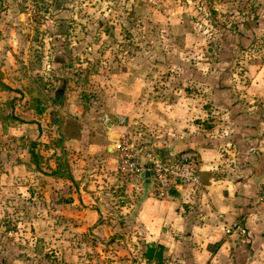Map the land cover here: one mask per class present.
Segmentation results:
<instances>
[{
	"label": "rangeland",
	"instance_id": "374dc122",
	"mask_svg": "<svg viewBox=\"0 0 264 264\" xmlns=\"http://www.w3.org/2000/svg\"><path fill=\"white\" fill-rule=\"evenodd\" d=\"M0 3V82L8 86L0 84V264H114L115 235H105L107 244L99 246L91 235L68 232L60 211L51 210L53 198H68L51 177L44 148L59 135L52 121L67 99L54 103V95L64 85L96 111L109 93L106 84L131 80L142 88L132 111L144 105L154 119L114 114L126 118L118 132L142 153L165 146L193 150L192 102L201 98L198 83H207V69L236 73L264 63V0ZM31 81L44 93L41 115L29 107ZM33 141L39 171L30 163ZM58 166L63 169L62 161ZM139 187L127 194L136 197Z\"/></svg>",
	"mask_w": 264,
	"mask_h": 264
},
{
	"label": "crops",
	"instance_id": "0c3cea01",
	"mask_svg": "<svg viewBox=\"0 0 264 264\" xmlns=\"http://www.w3.org/2000/svg\"><path fill=\"white\" fill-rule=\"evenodd\" d=\"M249 64L236 73L207 69V83H198L202 99L192 102L188 140L197 154L200 186L178 187L162 199L152 194L150 174L125 181L117 173L116 142L126 118L113 115L154 119L144 105L132 111L142 88L131 80L106 84L109 93L94 111L63 85L58 92L67 97L64 110L52 121L59 135L44 148L51 177L67 188L68 198H53L51 210L60 211L68 232L91 235L99 246L107 244L105 235H115L114 264H264V204L258 202L264 188V63ZM178 114L174 109L171 117L178 120ZM118 117L125 122L110 127L103 121ZM177 152L165 146L150 153L168 162ZM60 161L63 169L54 174ZM135 186L139 196L127 194ZM233 222L246 234H225Z\"/></svg>",
	"mask_w": 264,
	"mask_h": 264
},
{
	"label": "built area",
	"instance_id": "2783aa9c",
	"mask_svg": "<svg viewBox=\"0 0 264 264\" xmlns=\"http://www.w3.org/2000/svg\"><path fill=\"white\" fill-rule=\"evenodd\" d=\"M103 121L111 127L116 123L123 124L125 119L118 117L115 122H109L107 118H104ZM116 150L119 177L125 181H138L145 171H148L152 182V194L158 199L168 197L170 192L178 187L200 186L197 154L192 150L179 151L172 161H162L150 152L142 153V149L130 142L123 133L116 142ZM142 157H146V163H142ZM258 202L264 204V188ZM224 231L227 235L246 234L245 227L238 222L227 224Z\"/></svg>",
	"mask_w": 264,
	"mask_h": 264
},
{
	"label": "trees",
	"instance_id": "16d2710c",
	"mask_svg": "<svg viewBox=\"0 0 264 264\" xmlns=\"http://www.w3.org/2000/svg\"><path fill=\"white\" fill-rule=\"evenodd\" d=\"M0 11H1V3H0ZM132 12H134L133 10H132ZM0 84H1V86L2 87H8V86H6L3 82H0ZM26 88V91H27V93H28V96H29V98H28V101H29V103H30V105H29V107L31 108V109H33V111L37 114V115H41V114H43V112H44V110H45V108L42 106V98H43V96H44V93H43V91H42V89H40V88H38V86H36V87H33V82L31 81L30 83H29V85L28 86H26L25 87ZM9 89V88H8ZM61 99H62V96H61V94L59 93V92H56V94L54 95V99H53V102L55 103V102H60L61 101ZM36 144H35V142L33 141V142H31V144H29V147H28V153H29V155H31L30 156V159H31V164H33L37 169L39 168V166L37 165V161H36V159H37V155L38 154H34L33 152V148H34V146H35ZM36 153V152H35ZM59 169H60V167L58 166V168L56 169L57 171H54L53 173L54 174H56V173H58L59 172Z\"/></svg>",
	"mask_w": 264,
	"mask_h": 264
},
{
	"label": "water",
	"instance_id": "95a60500",
	"mask_svg": "<svg viewBox=\"0 0 264 264\" xmlns=\"http://www.w3.org/2000/svg\"><path fill=\"white\" fill-rule=\"evenodd\" d=\"M149 174H150V173H149L148 171H146L145 174H144V176H145V177H148Z\"/></svg>",
	"mask_w": 264,
	"mask_h": 264
}]
</instances>
